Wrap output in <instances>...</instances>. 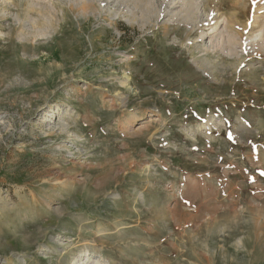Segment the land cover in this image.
<instances>
[{"label": "rangeland", "instance_id": "obj_1", "mask_svg": "<svg viewBox=\"0 0 264 264\" xmlns=\"http://www.w3.org/2000/svg\"><path fill=\"white\" fill-rule=\"evenodd\" d=\"M6 1L0 264H264V0H204L194 30L181 0L145 26L115 0ZM223 15L241 37L216 49Z\"/></svg>", "mask_w": 264, "mask_h": 264}, {"label": "bare ground", "instance_id": "obj_2", "mask_svg": "<svg viewBox=\"0 0 264 264\" xmlns=\"http://www.w3.org/2000/svg\"><path fill=\"white\" fill-rule=\"evenodd\" d=\"M66 1L68 2V0H66ZM76 1L77 2H83L84 0H76ZM115 1L117 3H121V2L125 3L126 9L123 8L125 10H123V9L121 10V8H120L119 10L117 9L118 11L117 10H111V15H112L110 17L111 22H115V20L121 14H123V18L125 17L124 19L127 22H129L130 24H134L135 22L138 21L137 18L139 16V12H137V10H139V9L141 10L140 12L142 13V15L139 17H140V20H142V22H144L143 26H145L148 23L149 24H155V22H152L153 21L152 18H157L160 16L158 11L157 12L155 11L156 8L153 5L155 0H115ZM197 1L196 0H181V1H179V3H180L179 9L177 11L171 10L170 12L167 13L169 15L170 20H171L170 22H174V21L185 22V23L190 24L191 30H194L197 26H199L201 24L202 20H201L200 14L202 12H206V6H205L204 0L199 1V2H197ZM6 2H9V1L0 0V8L2 7V9L5 10V12H7V13L3 14L4 17L5 16L7 17L10 14L9 10L7 9L8 3H6ZM69 2H71V0H69ZM39 8L40 9L38 10V13H40V15H41L40 17L43 16V19H45L46 22H55V21L57 22V21L61 20V18L58 15L57 8L54 4L53 5L39 4ZM260 18H262V16H258L256 18V22H258L260 20ZM38 21H40V20H38ZM224 21L227 22V25H226V27L222 28L221 26H222ZM46 22H42V23H46ZM215 23H216L215 26H213L212 28L209 27V29L211 30L210 32L212 34H215V42H216L215 48L216 49H218V48L225 49L224 46L226 44L227 39H228V42H231V40H233L232 42L235 43L234 41H237L238 38L241 37L240 32L238 30H236L235 25L230 24L231 22H230V19L228 17L224 16L223 18L215 21ZM36 24H38V22ZM43 31L44 30H42V33H43ZM225 32H228V35H227L228 37L225 36ZM46 34H47V32H46ZM263 34H264V30H262L260 33H258L255 36L248 37L247 40H249V42H253L254 46H255V44L259 45V43H257V39L261 38V40L259 39L260 42L262 41V39L264 42ZM194 61L199 67H201V68L203 67L206 70L210 69L209 63H207V61H205V59H202L200 57H195ZM123 83L126 84V82H123ZM115 98H116L115 101L120 100L121 103L124 102V99L122 97H115ZM137 116L132 115L131 121L135 120L137 118ZM155 120H157V119H155ZM152 121H153V119L151 118L150 122H152ZM56 183H62V181L60 180L59 182H56ZM63 184H65V183H63Z\"/></svg>", "mask_w": 264, "mask_h": 264}]
</instances>
